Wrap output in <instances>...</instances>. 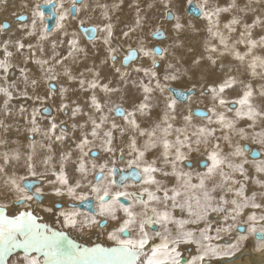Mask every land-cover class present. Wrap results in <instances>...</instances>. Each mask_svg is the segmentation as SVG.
Instances as JSON below:
<instances>
[{
    "label": "snow or ice",
    "instance_id": "1",
    "mask_svg": "<svg viewBox=\"0 0 264 264\" xmlns=\"http://www.w3.org/2000/svg\"><path fill=\"white\" fill-rule=\"evenodd\" d=\"M123 3L0 23V264L264 253V0Z\"/></svg>",
    "mask_w": 264,
    "mask_h": 264
},
{
    "label": "bare ground",
    "instance_id": "2",
    "mask_svg": "<svg viewBox=\"0 0 264 264\" xmlns=\"http://www.w3.org/2000/svg\"><path fill=\"white\" fill-rule=\"evenodd\" d=\"M29 4H32L34 3L33 1H30L28 0ZM23 0H9L7 6L1 4L0 5V8L3 9V12H1L0 15H5L7 12H20V10L22 9L21 7V4H22ZM105 2L109 3V4H112L114 2H119V0H105ZM131 2V0H124V3L121 5L120 9L117 10L114 15H113V20L114 22L117 23V31H119V28L123 27V23L127 22V23H130L131 20L133 19L134 17V12L133 10H131L129 7H128V4ZM225 0H221V3H224ZM23 10V9H22ZM29 11V10H28ZM6 12V13H5ZM16 12V13H18ZM20 14V13H19ZM18 15V14H17ZM29 17H30V12H28ZM82 16H85V14H82ZM12 17V16H11ZM16 18L13 17V20L10 19V22H8L9 25H11V29L12 30H15L17 28V24L15 22ZM6 21V20H5ZM17 21V20H16ZM30 22V20H29ZM94 22V21H92ZM0 23H3V20L0 21ZM87 24V22H86ZM187 41L188 43H190L193 47H196L197 50L198 49V45H199V42H200V37L198 36H195V35H190L188 38H187ZM102 55V53H101ZM98 59L97 58V62H98ZM178 87L180 85H177ZM12 137L15 138L16 137V133L13 132L11 133ZM37 139H39V137H37ZM252 241V240H251ZM250 241V242H251ZM249 241H248V245L251 244ZM254 242L252 241V244ZM252 249V248H251ZM242 254H243V258L242 259H237L235 260L234 264H246L247 260H248V264H252V263H255V258L257 257H260V255H263L264 253H257L255 251L251 252L250 250L248 249H245L242 251ZM247 258V259H246ZM246 260V261H245ZM260 262V261H259ZM262 264H264V261H262Z\"/></svg>",
    "mask_w": 264,
    "mask_h": 264
},
{
    "label": "rangeland",
    "instance_id": "3",
    "mask_svg": "<svg viewBox=\"0 0 264 264\" xmlns=\"http://www.w3.org/2000/svg\"><path fill=\"white\" fill-rule=\"evenodd\" d=\"M30 1H33V2H37V0H30ZM29 2V1H28ZM38 2H40V3H43V0H38ZM67 2H68V0H65V3L67 4ZM1 5V4H0ZM23 9V10H22ZM21 10H20V12H18V11H16V12H18V13H16V12H5L6 14L5 15H0V21L1 20H3V22H5V20H6V22L8 23V22H10V19L11 20H13V17H15L13 14L15 13V14H18L19 15V13L21 14V13H23V14H28V9H24V8H22ZM1 12H3V9L2 8H0V14H1ZM12 16V17H11ZM86 16V15H85ZM15 22L16 23H18L19 24V21H16L15 20ZM17 24V25H18ZM87 26H89V23H87V24H85V27H87ZM18 27V26H17ZM177 86V85H176ZM178 87V86H177ZM255 147V146H254ZM251 240H249V242H250ZM248 243V242H247ZM251 244H247V246L243 249V250H245V249H248V250H250L251 252H252V250H253V246H254V243L252 244V241L250 242ZM252 248V249H251ZM242 250V251H243ZM264 255V254H263ZM247 259V258H246ZM246 261V260H245ZM246 264H248V260H247V262H246Z\"/></svg>",
    "mask_w": 264,
    "mask_h": 264
},
{
    "label": "crops",
    "instance_id": "4",
    "mask_svg": "<svg viewBox=\"0 0 264 264\" xmlns=\"http://www.w3.org/2000/svg\"><path fill=\"white\" fill-rule=\"evenodd\" d=\"M252 252H253V250H252ZM254 260H255V263H252V264H262V261H264V255H260V257H258V258L256 257Z\"/></svg>",
    "mask_w": 264,
    "mask_h": 264
},
{
    "label": "water",
    "instance_id": "5",
    "mask_svg": "<svg viewBox=\"0 0 264 264\" xmlns=\"http://www.w3.org/2000/svg\"><path fill=\"white\" fill-rule=\"evenodd\" d=\"M48 12H49V10H48V9H45V14H46V15H48ZM16 20H17V19H16ZM17 21H18V20H17ZM48 23H49V26H50V28H51V26L54 25L55 21H54V20H49Z\"/></svg>",
    "mask_w": 264,
    "mask_h": 264
}]
</instances>
